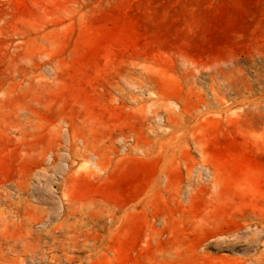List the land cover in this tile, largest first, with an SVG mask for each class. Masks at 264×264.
<instances>
[{
	"label": "rangeland",
	"instance_id": "rangeland-1",
	"mask_svg": "<svg viewBox=\"0 0 264 264\" xmlns=\"http://www.w3.org/2000/svg\"><path fill=\"white\" fill-rule=\"evenodd\" d=\"M0 264H264V0H0Z\"/></svg>",
	"mask_w": 264,
	"mask_h": 264
},
{
	"label": "bare ground",
	"instance_id": "bare-ground-1",
	"mask_svg": "<svg viewBox=\"0 0 264 264\" xmlns=\"http://www.w3.org/2000/svg\"><path fill=\"white\" fill-rule=\"evenodd\" d=\"M95 156H99V155L96 154ZM93 159H94V156H93ZM66 160H67V154L66 153H62V159H61V168H62V170L65 169L67 167V165H68ZM93 164H94V166L96 168L101 169V171L103 170V167H102V164H101L100 160L96 159ZM36 176H37L36 178H38V179L41 178L42 179V176H44V174L42 175L41 169L40 170L39 169L36 170ZM25 186H26V183L24 181L22 183H19L18 184V190L20 192L24 191L25 190L24 189ZM4 199H5V197H4ZM93 205H95V204H93ZM57 206H58V210L57 209L56 210H57V212L58 211L60 212L62 205L61 206L57 205ZM74 208H75V203L74 202H72V203L68 202L67 203V205L65 206L66 213H65V216L61 218V223H63V224L66 223V220L69 218V216H70V214H71V212L73 211ZM101 210H102L101 206L96 208V207H93V206L90 205L89 209L85 212L84 217L79 220V222L76 224V226H74L75 228L73 229L72 237H74L73 247L76 248V250H80V249H83V248H88L89 251H90L92 248H96L97 241L95 240V237H93L94 233L98 232V229L100 228V227L98 228V226H101V227L104 226V223L100 219V216L102 214ZM69 225L70 224H68L67 229H69ZM216 237L217 236H215V238ZM211 239H213V238H211ZM91 240L93 242H90ZM215 240H217V239H215ZM256 240H258V239H255V241ZM87 257H88V260H90L89 259L90 254H88Z\"/></svg>",
	"mask_w": 264,
	"mask_h": 264
}]
</instances>
